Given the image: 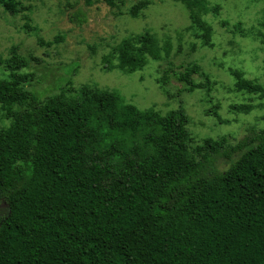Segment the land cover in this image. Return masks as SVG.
Instances as JSON below:
<instances>
[{
	"label": "trees",
	"instance_id": "obj_1",
	"mask_svg": "<svg viewBox=\"0 0 264 264\" xmlns=\"http://www.w3.org/2000/svg\"><path fill=\"white\" fill-rule=\"evenodd\" d=\"M0 6L18 10L15 0ZM190 16L206 45L210 29ZM135 39L114 48L111 69L131 74L161 59L152 36ZM4 64L0 264H264V129L191 147L182 111H140L116 92L86 88L75 99L33 103L25 89L31 75L19 72L25 61L13 55ZM168 73L157 81L162 87ZM195 73L206 78L198 66L173 75L188 92L209 91L208 79L193 82ZM231 74L237 90L264 96L260 85Z\"/></svg>",
	"mask_w": 264,
	"mask_h": 264
},
{
	"label": "rangeland",
	"instance_id": "obj_2",
	"mask_svg": "<svg viewBox=\"0 0 264 264\" xmlns=\"http://www.w3.org/2000/svg\"><path fill=\"white\" fill-rule=\"evenodd\" d=\"M189 1L187 8L181 0H15L14 14L0 6V79L9 76L4 63L16 55L25 61L20 74L31 75L25 89L33 103L75 99L85 88L116 92L140 111H182L191 147L222 136L237 142L264 129V96L237 90L231 74L236 70L264 89V0ZM190 14L210 29L206 45ZM145 34L158 42L161 59L149 58L131 74L111 69L117 64L114 48ZM191 66L206 75L193 74V82L204 85L208 79L209 91L188 92L176 80L174 73ZM164 71L169 78L162 87L157 81ZM8 125L0 112V128ZM236 158L218 160V169ZM5 208L1 203V213Z\"/></svg>",
	"mask_w": 264,
	"mask_h": 264
}]
</instances>
